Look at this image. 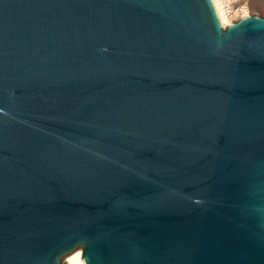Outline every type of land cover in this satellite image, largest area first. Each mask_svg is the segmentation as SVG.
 I'll return each mask as SVG.
<instances>
[{
	"label": "water",
	"instance_id": "95a60500",
	"mask_svg": "<svg viewBox=\"0 0 264 264\" xmlns=\"http://www.w3.org/2000/svg\"><path fill=\"white\" fill-rule=\"evenodd\" d=\"M264 264V16L213 0H0V264Z\"/></svg>",
	"mask_w": 264,
	"mask_h": 264
},
{
	"label": "rangeland",
	"instance_id": "374dc122",
	"mask_svg": "<svg viewBox=\"0 0 264 264\" xmlns=\"http://www.w3.org/2000/svg\"><path fill=\"white\" fill-rule=\"evenodd\" d=\"M220 3L228 25L252 13L264 16V0H220ZM78 251H83V247L80 246L72 254L63 256L61 262L69 261Z\"/></svg>",
	"mask_w": 264,
	"mask_h": 264
},
{
	"label": "bare ground",
	"instance_id": "6f19581e",
	"mask_svg": "<svg viewBox=\"0 0 264 264\" xmlns=\"http://www.w3.org/2000/svg\"><path fill=\"white\" fill-rule=\"evenodd\" d=\"M213 3H214L215 8L217 10L221 24L225 28L228 24H227L225 12L221 6L220 0H213ZM83 256H84L83 251H78L76 254H74L72 257H70L69 261H67V262L69 264H87V262L85 261Z\"/></svg>",
	"mask_w": 264,
	"mask_h": 264
}]
</instances>
